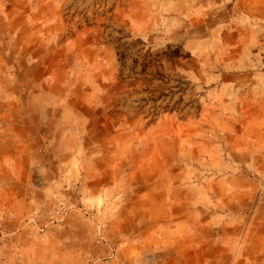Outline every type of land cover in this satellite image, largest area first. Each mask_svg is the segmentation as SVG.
<instances>
[{
    "label": "rangeland",
    "instance_id": "obj_1",
    "mask_svg": "<svg viewBox=\"0 0 264 264\" xmlns=\"http://www.w3.org/2000/svg\"><path fill=\"white\" fill-rule=\"evenodd\" d=\"M156 5L0 0V122L17 124L21 142L28 129L34 134L33 159L3 169L35 172L21 182L0 177V223L24 208L31 190L44 221L75 211L108 245L122 205L141 188L167 193L173 184V211L195 221L194 264H264V35L215 27L240 22L222 11L201 25L184 12L162 29ZM241 55L243 66L228 69L224 62L239 64ZM82 154L88 161L77 163ZM91 170L105 184L94 199ZM14 230L0 225V250L11 251Z\"/></svg>",
    "mask_w": 264,
    "mask_h": 264
},
{
    "label": "crops",
    "instance_id": "obj_2",
    "mask_svg": "<svg viewBox=\"0 0 264 264\" xmlns=\"http://www.w3.org/2000/svg\"><path fill=\"white\" fill-rule=\"evenodd\" d=\"M156 3V20H158L157 16H161L156 25L162 26V29L168 25V28L171 29L173 23L177 25L179 17L184 12L193 16L191 18L195 24L201 25L199 21L201 17L211 16L217 11H222L228 14L229 18L236 21L240 19V22L235 24L226 22L215 27L230 28L231 30L235 27L237 34H241L245 27L247 30L243 33L256 35L257 40L260 38L259 36L264 35V0H156ZM244 14H247L248 19L245 23L244 20L242 21ZM147 18L146 23L150 24L151 17ZM187 25H191L190 18L187 20ZM206 26L203 24V27ZM31 28H27V32L24 33L29 35L33 33L35 29ZM17 31L19 32V30ZM239 58V64L238 60L224 63L228 69L235 70L244 64L242 55ZM235 59H238V55L235 56ZM0 114H4L2 109H0ZM19 129L17 124L10 126V124L4 125L0 122V177L17 179L21 182L32 179L35 172L30 169H21L15 165L10 170L3 169L4 162L11 161L16 164L22 159L21 162L25 160L29 163L33 159L34 146L31 137L34 138V134L30 135L28 129L26 139L21 142ZM21 147L24 152H20ZM87 159L89 157L82 154L77 163L86 162ZM66 161L72 163L73 160L69 157ZM87 175L89 179L96 180V186L92 184L87 189L88 196L94 199L102 192L100 185L105 187V184L99 181L101 179L99 171L91 170L87 172ZM11 189L13 188H6L5 191ZM176 191L178 188L173 184L167 193H165V188L158 184L141 188L134 199V196L131 197L132 201L129 203L138 202L139 199L140 208L127 207L126 205L129 204L121 206L124 215L123 217L118 216V218L122 223L116 218L110 221L106 232L109 242L108 245H105L95 239L93 225L78 216L75 211L66 212L60 221L59 219L44 221L42 218L44 213L40 210L35 213V206L30 204V196L34 195H30L32 191L28 190L26 191L27 200L22 199L27 202L24 208L18 207L11 217H4L2 224L0 223L2 227L15 229L11 231V251L0 250V264H32L35 260V264H82L81 262L88 258L98 260L104 258L110 247L113 246L115 254L110 259L100 261L98 264H144L145 259L148 261L147 264H194L195 221H192L190 211H187L186 214L173 211L174 203L168 201L174 200L171 196L175 197ZM17 192L18 195L25 193L21 189ZM165 196L167 201H165ZM176 198L178 199V197ZM176 198L175 201L178 202ZM45 204H41L39 209H43ZM165 207H167L166 210ZM32 216L38 217L37 224L24 221H29ZM58 216L62 215L58 214ZM39 230L41 233L38 234ZM25 231L27 233L21 236Z\"/></svg>",
    "mask_w": 264,
    "mask_h": 264
}]
</instances>
